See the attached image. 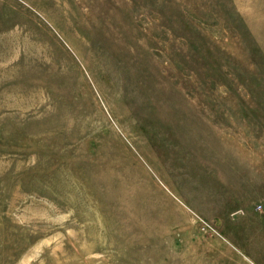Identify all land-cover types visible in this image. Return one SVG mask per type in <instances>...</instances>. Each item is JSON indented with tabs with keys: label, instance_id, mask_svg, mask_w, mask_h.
<instances>
[{
	"label": "rangeland",
	"instance_id": "374dc122",
	"mask_svg": "<svg viewBox=\"0 0 264 264\" xmlns=\"http://www.w3.org/2000/svg\"><path fill=\"white\" fill-rule=\"evenodd\" d=\"M0 264H264V0H0Z\"/></svg>",
	"mask_w": 264,
	"mask_h": 264
},
{
	"label": "bare ground",
	"instance_id": "6f19581e",
	"mask_svg": "<svg viewBox=\"0 0 264 264\" xmlns=\"http://www.w3.org/2000/svg\"><path fill=\"white\" fill-rule=\"evenodd\" d=\"M239 249V251L245 256V257H249L248 255H247V253H246V251L245 250H243V249H241V248H238ZM250 258V257H249ZM250 260H251V258H250Z\"/></svg>",
	"mask_w": 264,
	"mask_h": 264
}]
</instances>
